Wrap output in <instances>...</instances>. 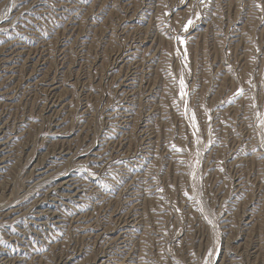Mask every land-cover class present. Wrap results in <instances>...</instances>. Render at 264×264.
<instances>
[{"label":"rangeland","instance_id":"obj_1","mask_svg":"<svg viewBox=\"0 0 264 264\" xmlns=\"http://www.w3.org/2000/svg\"><path fill=\"white\" fill-rule=\"evenodd\" d=\"M0 264H264V0H0Z\"/></svg>","mask_w":264,"mask_h":264},{"label":"bare ground","instance_id":"obj_2","mask_svg":"<svg viewBox=\"0 0 264 264\" xmlns=\"http://www.w3.org/2000/svg\"><path fill=\"white\" fill-rule=\"evenodd\" d=\"M80 167V166H79ZM22 213V212H21ZM47 213V212H46ZM137 215V214H136ZM31 221V220H30ZM48 231V230H47ZM96 235V234H95ZM97 238V237H96ZM32 248V247H31ZM126 254V253H125ZM53 260V259H52Z\"/></svg>","mask_w":264,"mask_h":264},{"label":"snow or ice","instance_id":"obj_3","mask_svg":"<svg viewBox=\"0 0 264 264\" xmlns=\"http://www.w3.org/2000/svg\"><path fill=\"white\" fill-rule=\"evenodd\" d=\"M189 23H191V22H189Z\"/></svg>","mask_w":264,"mask_h":264}]
</instances>
